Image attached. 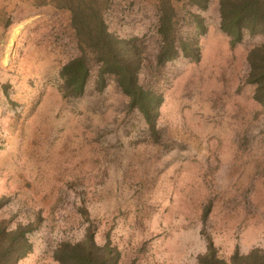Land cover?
I'll return each mask as SVG.
<instances>
[{
  "label": "rangeland",
  "instance_id": "1",
  "mask_svg": "<svg viewBox=\"0 0 264 264\" xmlns=\"http://www.w3.org/2000/svg\"><path fill=\"white\" fill-rule=\"evenodd\" d=\"M189 2L173 1L198 58L166 62L157 81L158 123L173 142L165 148L147 142L126 96L109 78L99 88L94 69L82 95L61 98L58 68L77 49L66 10L0 0L13 21L0 43V218L37 221L18 264H57L53 247L87 226L81 207L118 264H200L207 239L222 258L264 249V107L243 82L247 49L262 37L229 48L217 0ZM155 3L110 0L104 12L144 58L155 47Z\"/></svg>",
  "mask_w": 264,
  "mask_h": 264
},
{
  "label": "trees",
  "instance_id": "2",
  "mask_svg": "<svg viewBox=\"0 0 264 264\" xmlns=\"http://www.w3.org/2000/svg\"><path fill=\"white\" fill-rule=\"evenodd\" d=\"M33 7L50 5L66 10L69 16L75 46L73 55L58 68V90L63 99L82 95L86 82L94 69L100 88L109 78L126 96L125 107L136 113L141 121V134L147 142L166 148L173 144L165 140L158 123V108L162 93L157 86L166 62L181 55L197 60L198 48L177 25L174 0H156L154 42L150 57L140 53L134 37H121L112 33L104 12L110 0H24ZM197 7H205L207 0H189ZM218 27L227 35L229 48H234L244 36L259 35L262 40L253 44L245 54L243 82L253 85L252 97L264 107V0H217ZM187 17L194 20L192 27L203 31L198 14L187 8ZM13 24L8 12L0 7V43ZM190 22L188 20V23ZM189 37V38H188ZM152 78V79H151ZM6 197H0V208ZM88 221L83 235L76 240H60L52 249L57 264H118L119 250L107 238L99 244L94 239L92 223L85 207H81ZM0 218V264H18L31 249L28 233L37 221L8 225ZM200 264H264V249L253 247L245 253L234 247L227 258L219 257L210 239L206 251L198 256Z\"/></svg>",
  "mask_w": 264,
  "mask_h": 264
}]
</instances>
